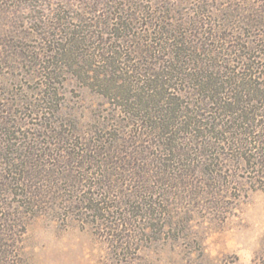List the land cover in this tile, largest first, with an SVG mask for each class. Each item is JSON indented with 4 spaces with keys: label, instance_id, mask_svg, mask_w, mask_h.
<instances>
[{
    "label": "rangeland",
    "instance_id": "374dc122",
    "mask_svg": "<svg viewBox=\"0 0 264 264\" xmlns=\"http://www.w3.org/2000/svg\"><path fill=\"white\" fill-rule=\"evenodd\" d=\"M262 69L264 0H0V264H264Z\"/></svg>",
    "mask_w": 264,
    "mask_h": 264
},
{
    "label": "trees",
    "instance_id": "16d2710c",
    "mask_svg": "<svg viewBox=\"0 0 264 264\" xmlns=\"http://www.w3.org/2000/svg\"><path fill=\"white\" fill-rule=\"evenodd\" d=\"M252 70H254V68H251ZM263 71H264V69H262ZM246 78L248 77V76H245ZM244 77V78H245ZM249 79V78H248ZM246 80V79H245ZM245 80H242V81H245ZM235 82V84H236V82H239V83H241V81H234ZM247 83V82H246ZM238 84V83H237ZM242 84V83H241ZM237 86H239V85H237ZM243 96H245L244 94H242L241 92H239V95H237L236 97H230L229 98V100H227L228 101V103H227V101L226 102H224V104H226V105H223L222 107L224 108V107H227V108H233L235 111V113L237 112V111H240L241 109H239L238 108V104L237 103H239V102H243ZM247 100H248V98H247ZM235 105H237V106H235ZM226 111H229V110H226ZM241 116V118H247L246 116L244 117L243 115H240ZM241 135H250V132H244V133H241ZM253 142H255V140L253 141ZM249 145H251V142H249ZM244 149H247V146L244 148ZM255 149H257V148H255ZM249 150V149H248ZM260 154V153H259ZM262 156L264 157V154L262 153Z\"/></svg>",
    "mask_w": 264,
    "mask_h": 264
}]
</instances>
